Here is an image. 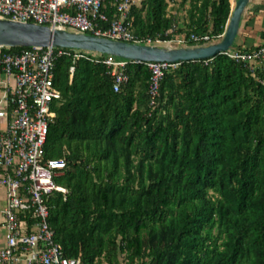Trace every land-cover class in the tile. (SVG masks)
I'll use <instances>...</instances> for the list:
<instances>
[{
    "label": "trees",
    "instance_id": "trees-1",
    "mask_svg": "<svg viewBox=\"0 0 264 264\" xmlns=\"http://www.w3.org/2000/svg\"><path fill=\"white\" fill-rule=\"evenodd\" d=\"M116 1L104 0L111 21ZM187 2L182 23L172 11L177 0L133 4L131 32L155 43L175 30L190 46L192 34L224 35L235 2L180 6ZM109 72L84 58L55 63L62 98L45 156L67 162L58 183L69 194L48 200L65 256L84 264H264V74L224 54L181 63L166 72L153 107L147 64L129 62L118 93Z\"/></svg>",
    "mask_w": 264,
    "mask_h": 264
},
{
    "label": "built area",
    "instance_id": "built-area-1",
    "mask_svg": "<svg viewBox=\"0 0 264 264\" xmlns=\"http://www.w3.org/2000/svg\"><path fill=\"white\" fill-rule=\"evenodd\" d=\"M133 4L134 0H117L115 18L111 21L104 11V0H0V20L140 45L190 46L185 35L176 34L175 30L169 32L174 36L168 41L139 39L130 30ZM190 40L194 42L192 46L217 41L208 34H192ZM224 55L244 64L254 76L258 71L264 74V43L251 49L234 47ZM65 56L105 65L114 79L116 93L129 81L126 69L130 61L115 56L99 54L90 58L81 50L54 47H29L14 54L0 48V72L7 79L2 82L4 91L0 96V118L4 119L0 122V189L5 190V201L0 198V215L5 218L6 228L0 264H84L80 258L65 256L49 222L50 196L69 194L66 187L55 182L63 176L66 160L45 156L49 127L56 118L53 106L62 98L55 86V63ZM146 64L152 74L149 95L151 106L155 107L166 72L179 64ZM74 71L72 67L71 81ZM260 81L264 85V80Z\"/></svg>",
    "mask_w": 264,
    "mask_h": 264
},
{
    "label": "water",
    "instance_id": "water-1",
    "mask_svg": "<svg viewBox=\"0 0 264 264\" xmlns=\"http://www.w3.org/2000/svg\"><path fill=\"white\" fill-rule=\"evenodd\" d=\"M251 0H237L221 39L210 45L171 48L140 45L33 23L0 20V48L54 47L111 55L137 63L207 61L234 48Z\"/></svg>",
    "mask_w": 264,
    "mask_h": 264
},
{
    "label": "crops",
    "instance_id": "crops-1",
    "mask_svg": "<svg viewBox=\"0 0 264 264\" xmlns=\"http://www.w3.org/2000/svg\"><path fill=\"white\" fill-rule=\"evenodd\" d=\"M264 32V0H251L241 24L239 36L236 39L238 46L245 49L255 48L264 43L262 33ZM6 77L0 72V96L4 91L2 82H6ZM14 85V83L12 82ZM4 119L0 118L3 123ZM0 198L5 201V190L0 189ZM5 218L0 215V248L6 245Z\"/></svg>",
    "mask_w": 264,
    "mask_h": 264
},
{
    "label": "rangeland",
    "instance_id": "rangeland-1",
    "mask_svg": "<svg viewBox=\"0 0 264 264\" xmlns=\"http://www.w3.org/2000/svg\"><path fill=\"white\" fill-rule=\"evenodd\" d=\"M134 1H135V3L137 5H139L142 0H134ZM181 1L182 0H177V5L175 7L173 6V4H171V5H172V11L177 12L178 19L182 23L183 18L186 17V13H187V10L189 8V2H187L185 6H182V5L180 6ZM236 1L237 0H232V7H233V3L236 2ZM173 47H178V45H175ZM234 47L239 48L238 42L235 43V46ZM55 182L57 184H59L58 183V179H56Z\"/></svg>",
    "mask_w": 264,
    "mask_h": 264
}]
</instances>
